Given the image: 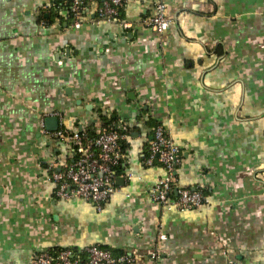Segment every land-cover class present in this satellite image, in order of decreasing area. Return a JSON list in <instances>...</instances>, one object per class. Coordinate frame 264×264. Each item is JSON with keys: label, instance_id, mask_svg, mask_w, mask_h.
<instances>
[{"label": "crops", "instance_id": "obj_1", "mask_svg": "<svg viewBox=\"0 0 264 264\" xmlns=\"http://www.w3.org/2000/svg\"><path fill=\"white\" fill-rule=\"evenodd\" d=\"M157 2L163 33L144 24ZM54 7L0 0V264L93 244L137 264H264V0H129L114 21L89 7L79 27ZM55 113L72 130L98 132L101 114L127 128L102 210L56 196L52 163L74 152L46 128ZM156 123L182 149L175 187H202L205 207L151 199L166 175L145 162Z\"/></svg>", "mask_w": 264, "mask_h": 264}, {"label": "built area", "instance_id": "obj_2", "mask_svg": "<svg viewBox=\"0 0 264 264\" xmlns=\"http://www.w3.org/2000/svg\"><path fill=\"white\" fill-rule=\"evenodd\" d=\"M71 10L74 25L80 26V19L85 10L93 6L99 20L114 21L119 18L121 7L129 0H63ZM155 13L144 19V24L152 30L167 31L173 19L167 14V5L157 2ZM125 28L132 23H123ZM58 116L59 127L50 134L61 139L73 148V159L53 162L51 179L56 187L59 199L70 200L83 198L93 202L98 210L115 193L116 179L120 175L118 166L124 156L121 141L127 137L124 125H102L96 136L82 130H72L65 117ZM46 131V130H44ZM183 161L181 147L175 142L169 129L162 123L152 128L147 165H162L166 175L156 181L150 190L153 201L167 208L178 210L201 209L208 205L207 195L202 187H175L176 173ZM176 190V194L173 195ZM166 235L162 234L161 238ZM160 258L158 252L152 255V264ZM30 264H137L133 255L124 253L114 255L111 250L99 244L87 246L79 251L73 247H64L57 251H40L32 255ZM228 264H243L235 258H229Z\"/></svg>", "mask_w": 264, "mask_h": 264}, {"label": "trees", "instance_id": "obj_3", "mask_svg": "<svg viewBox=\"0 0 264 264\" xmlns=\"http://www.w3.org/2000/svg\"><path fill=\"white\" fill-rule=\"evenodd\" d=\"M54 6L56 7V10H55V7H54V10H52V12L50 13V17H51L50 19H52V18H54L56 16H60L59 12L61 11V9L66 8V7H67V11H68L69 16L70 17L72 16V13H71L69 5L66 2H64L63 0H54ZM222 47L223 46L221 45V54H222ZM100 117L104 120V124L103 125L107 126V125H111V124H113L115 122L114 119H109V118H107V116H104L103 114H101ZM156 124H154V126ZM82 131L84 133L85 132L88 133L91 136H96V134H97V131H96V129L94 127H88V128H86V129H84ZM117 168H118L119 171H122V161H121V164ZM101 246H103V245H101ZM103 247L108 248L106 246H103ZM59 249H62V248L53 249L51 251H57ZM108 249L111 250L114 255L124 254L122 252H117L116 250L111 249V248H108Z\"/></svg>", "mask_w": 264, "mask_h": 264}, {"label": "water", "instance_id": "obj_4", "mask_svg": "<svg viewBox=\"0 0 264 264\" xmlns=\"http://www.w3.org/2000/svg\"><path fill=\"white\" fill-rule=\"evenodd\" d=\"M45 123H46V128L48 130L55 131L59 127V118L58 116H49L45 119Z\"/></svg>", "mask_w": 264, "mask_h": 264}]
</instances>
